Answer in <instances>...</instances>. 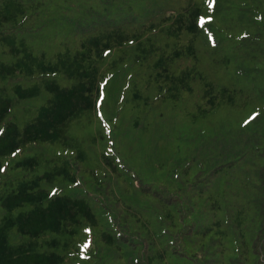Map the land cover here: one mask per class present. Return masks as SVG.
Here are the masks:
<instances>
[{
  "label": "trees",
  "instance_id": "obj_1",
  "mask_svg": "<svg viewBox=\"0 0 264 264\" xmlns=\"http://www.w3.org/2000/svg\"><path fill=\"white\" fill-rule=\"evenodd\" d=\"M47 3L0 0V158L36 143L72 153L18 164L25 175L0 196V264H264V108L236 135L215 130L206 153L195 146L179 170L163 168L167 181L138 173L113 150H99V164L91 166V154L69 135L70 125L100 103L106 55L127 43L142 58L157 56L153 80L167 100L192 97L198 88L202 114L249 108L246 95L199 69L201 5L164 18L158 31L147 26L132 36L90 23L75 52L48 59L35 54L25 37L39 28ZM255 4L262 7L264 0ZM257 14V39L240 42L246 59L264 68V9ZM59 75L73 86H60L54 79ZM21 78L37 82L26 88ZM8 90L17 100L44 92L51 99L21 131L5 122L13 107ZM57 184L68 193L51 194L48 186Z\"/></svg>",
  "mask_w": 264,
  "mask_h": 264
},
{
  "label": "rangeland",
  "instance_id": "obj_2",
  "mask_svg": "<svg viewBox=\"0 0 264 264\" xmlns=\"http://www.w3.org/2000/svg\"><path fill=\"white\" fill-rule=\"evenodd\" d=\"M196 3L204 12L202 33L195 41L199 69L219 86L231 87L246 95L251 101L250 107H223L202 114L198 109L203 103L198 88L192 97L185 96L175 102L167 100L153 80L157 56L142 58L143 53L134 50L131 43L116 47L104 61V90L97 109L70 125L69 135L77 138L91 154V166L99 164V150H113L123 163L138 173L167 181L163 168L179 170L178 162H186L195 155V146L206 153L211 146L206 144L215 130H225L227 137L236 135L239 126L262 114L264 68L246 59L248 50L240 38L257 39L259 28L255 21L261 22L257 13L264 5L258 6L256 0H48L39 16V28L25 35L35 54H44L49 59L68 50L75 52L80 45L79 38L86 36L84 28L89 29L90 23L95 29L119 28L132 36L147 26L158 31V24L165 26L162 24L164 18ZM145 47L149 49L148 44ZM21 79L26 88L37 82ZM54 79L64 88L74 84L63 75ZM5 96L13 101L5 122L15 123L21 131L51 99L46 92L32 100H17L10 90ZM193 117L196 119L192 120ZM71 153L60 145L36 143L13 155L3 156L0 158L3 167L0 196L9 193L15 182L25 175L17 167L23 159L36 156L43 162L54 155L70 157ZM154 167L161 169L159 174L152 173ZM30 174L36 176L37 171ZM126 184L131 188L129 182ZM48 188L53 195L68 193L58 184ZM131 200L135 203L133 198Z\"/></svg>",
  "mask_w": 264,
  "mask_h": 264
}]
</instances>
